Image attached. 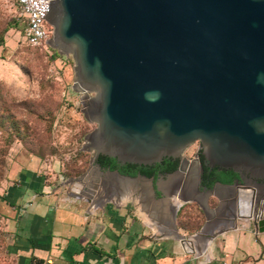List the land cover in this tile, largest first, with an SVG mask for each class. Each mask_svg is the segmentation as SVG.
<instances>
[{
	"label": "water",
	"instance_id": "1",
	"mask_svg": "<svg viewBox=\"0 0 264 264\" xmlns=\"http://www.w3.org/2000/svg\"><path fill=\"white\" fill-rule=\"evenodd\" d=\"M43 18L48 44L73 57L80 111L96 123L81 150L98 193H135L185 247L170 195L188 173L177 160L197 141L198 191L178 196L205 218L191 236L264 208V0H46Z\"/></svg>",
	"mask_w": 264,
	"mask_h": 264
},
{
	"label": "rangeland",
	"instance_id": "2",
	"mask_svg": "<svg viewBox=\"0 0 264 264\" xmlns=\"http://www.w3.org/2000/svg\"><path fill=\"white\" fill-rule=\"evenodd\" d=\"M20 12L16 0H0V264L16 263L8 211L19 205L12 201L11 193L27 182V172H31V181L35 176L51 184L61 176L69 191L67 178L87 173L89 151L81 150L82 138L96 125L83 117L79 95L72 88L73 57L50 45H29L23 38L25 19ZM198 147L196 141L184 151V157L193 156ZM129 197L130 206L141 205L135 193ZM208 205L217 207L219 198L209 196ZM260 211L239 217L233 227L223 231L264 233H256ZM14 214L17 218V212ZM204 220L198 204L188 201L176 213L174 225L188 236ZM157 229V235L176 240Z\"/></svg>",
	"mask_w": 264,
	"mask_h": 264
},
{
	"label": "crops",
	"instance_id": "3",
	"mask_svg": "<svg viewBox=\"0 0 264 264\" xmlns=\"http://www.w3.org/2000/svg\"><path fill=\"white\" fill-rule=\"evenodd\" d=\"M31 178L27 172V182L10 197L19 205L7 215L15 264H264V233L226 231L207 244L206 236L188 238L186 250L201 254L184 255L179 240L156 234V228L163 234L174 232L155 225L143 201L137 208L129 205L133 193L102 195L96 191L100 178L88 172L79 182V195L69 193L61 176L56 184ZM174 205L170 197L171 208Z\"/></svg>",
	"mask_w": 264,
	"mask_h": 264
},
{
	"label": "built area",
	"instance_id": "4",
	"mask_svg": "<svg viewBox=\"0 0 264 264\" xmlns=\"http://www.w3.org/2000/svg\"><path fill=\"white\" fill-rule=\"evenodd\" d=\"M16 3L20 8L21 15L25 19V27L23 29L24 40L29 45H32V46H41V45L48 46L49 45L48 41L52 38L53 27L46 19L43 18L45 15V11H46V0H16ZM79 185H80L79 182L70 183L71 187L69 189V193L71 194L76 193L75 195H79V193L81 192V187H82V185L81 187ZM179 194H181L180 185H178L175 195H171V201L173 205L175 203L178 204L176 208V212H178V210L184 204V202H182L179 199L178 197ZM236 227L237 226H235V228ZM220 233L222 232H220L219 230L215 232L214 234H212L209 238H212L216 234H220ZM187 238H195V239L202 240L200 236L193 237L190 235V237H187ZM209 238H206V240L204 241V244H207V241ZM184 250H185L184 255H186L187 253H190L191 255L197 257L198 254H201L200 253L201 250H199V252L196 251V249L186 250V246Z\"/></svg>",
	"mask_w": 264,
	"mask_h": 264
},
{
	"label": "flooded vegetation",
	"instance_id": "5",
	"mask_svg": "<svg viewBox=\"0 0 264 264\" xmlns=\"http://www.w3.org/2000/svg\"><path fill=\"white\" fill-rule=\"evenodd\" d=\"M175 168L180 172H188L184 184H181L182 181L179 183L183 193L194 198L198 191V151L189 158L184 155L178 158Z\"/></svg>",
	"mask_w": 264,
	"mask_h": 264
},
{
	"label": "bare ground",
	"instance_id": "6",
	"mask_svg": "<svg viewBox=\"0 0 264 264\" xmlns=\"http://www.w3.org/2000/svg\"><path fill=\"white\" fill-rule=\"evenodd\" d=\"M177 206H178V204L175 203V205L171 208L172 211H173V213H174V211L176 210ZM251 211H252V210H249V211L245 212L244 214L240 215V217H248V216H250ZM263 213H264V208L261 207L260 214H263ZM173 221H174V218H173ZM233 225H234V224H233ZM230 226H231V225H230ZM228 227H229V226H228ZM226 228H227V227H226ZM224 229H225V228H224ZM222 230H223V229H222ZM171 231L174 232V235L176 234L175 231H173V230H171ZM198 237H199V236H198ZM200 237H203V236H200ZM185 246H186V245H185Z\"/></svg>",
	"mask_w": 264,
	"mask_h": 264
}]
</instances>
